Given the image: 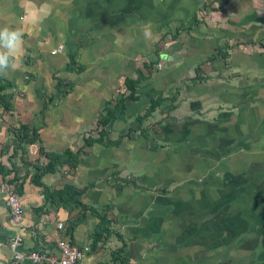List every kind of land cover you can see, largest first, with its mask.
<instances>
[{
  "label": "rangeland",
  "instance_id": "obj_1",
  "mask_svg": "<svg viewBox=\"0 0 264 264\" xmlns=\"http://www.w3.org/2000/svg\"><path fill=\"white\" fill-rule=\"evenodd\" d=\"M150 11L154 15L158 13L157 9ZM176 18H183L186 23L199 20V23L181 29L179 35L172 38L166 31L175 30ZM159 30V34L148 39L150 50L134 56V67L150 75L149 79L139 82V96L150 98L158 92L164 96L142 121V127L164 145L152 150L149 140L140 135V127L133 133L129 131L138 126L135 112H143L148 98H142L136 108L133 104L132 108L121 111L116 120L105 126L111 139L121 137L123 150L112 155L119 166L102 173L95 169L96 175H90L94 178V186L84 190L90 192L89 195L86 192L85 203L90 202L97 209L104 206L105 211L110 207L114 216L124 213L129 218L136 212L141 214L144 209L145 214L164 207H158L156 199L167 204V208H180L174 203L188 200L194 213L187 214L188 209L180 208L181 216L167 214L169 228H184L192 220L213 217L215 220L208 227L215 233H201L197 241L180 244L178 249L181 261H185L183 264H257L264 258V0H202L198 8L165 21ZM216 45L220 49L217 50ZM42 47L49 55L50 42L47 40ZM158 53L164 54L159 58ZM157 57V62L143 66L144 62L149 63ZM134 69L130 74L118 76L115 95L125 92L123 78L134 77ZM74 74L70 73L71 78ZM22 78L28 80L29 76L26 74ZM157 87L160 90H156ZM94 90L92 93H97ZM76 98L75 95L64 99V104H71L74 110L87 107L88 115L96 98L88 101V106ZM61 99L58 93L53 96L57 103ZM100 109L99 114L96 113L98 118ZM2 112L0 108V114ZM98 118L86 127L79 126L73 141L80 140L81 136H98L101 128ZM76 144L72 146L76 148ZM93 144L83 147L81 153L88 152L85 158L94 149ZM94 150L96 158L103 159L101 163L96 161V167H107L102 148L96 146ZM34 163L41 165L43 162L37 159ZM17 171L28 174L30 180L34 173L31 165L17 168ZM50 173L59 176L57 186L47 183ZM73 173L72 166L60 163L43 173L40 180L50 188L60 187L63 183H71L65 177L71 175L73 181ZM112 182H115L114 187ZM96 185L110 186L114 194L111 199H116L117 204L113 201L100 203L96 199L93 202L90 194H94ZM37 191L42 188L37 186ZM131 192L139 193L147 202L136 204L137 208L126 203L131 198L127 194ZM80 196L79 201L83 202L85 199ZM41 198L44 200L43 196ZM141 205L144 208L140 209ZM66 208L72 210L71 216L75 218L87 211L80 208L79 203ZM214 225L223 231L217 232ZM112 229L110 225L111 232ZM114 229L118 230L117 226ZM129 231L133 230L125 232ZM184 235L183 232L179 234L178 241ZM140 237L130 233L127 243L112 237V241H118L117 246L107 243L106 248L109 246V250L114 251L127 244L125 250L135 259L142 257L143 251L157 249L159 244H143ZM167 253L173 250L168 249Z\"/></svg>",
  "mask_w": 264,
  "mask_h": 264
},
{
  "label": "crops",
  "instance_id": "obj_2",
  "mask_svg": "<svg viewBox=\"0 0 264 264\" xmlns=\"http://www.w3.org/2000/svg\"><path fill=\"white\" fill-rule=\"evenodd\" d=\"M200 1L202 0H0V30L7 28L22 33V45L10 56L7 74H0L1 79L8 83L4 92L10 94V108L0 107L3 111L0 114V167L8 171L0 173V183L12 186L8 181L14 176L18 177L16 182L20 185V193L17 194L22 207V226L19 229L23 238L22 248L45 254L57 253L55 239L61 234L85 249L81 264H122L125 261L126 264H181L176 258L181 257L178 248L190 235V231L178 228L177 225L173 227L178 229L169 228L168 224L171 223L165 216H174L175 213L168 211L166 204H162L161 200L156 199L155 204L157 202L158 207H164L149 210L145 214V209L141 214L135 211V215L131 214L129 218H126L124 213L114 216V210L109 207L106 215L112 220L110 225L113 232L111 235H103L102 240H98L95 247L91 248V231L97 217L88 209H84L87 211L82 213L81 217H76L79 220L69 230L68 224L75 219L71 216L72 210L68 211L47 201L46 211H43L45 200L41 198V191H37V186L29 181L28 174H22L17 168L29 167L30 163L37 159L40 162L47 160L44 154L38 153L39 144L45 149L57 151L66 147L73 150L78 148L83 142V137L73 141L72 137L75 136L77 128L86 127L98 118L96 113L99 114L105 100L112 101L114 90L118 87V76L132 73L135 68L134 56L138 53L146 54L150 50L149 37L151 39L152 35L159 34L160 26L165 21L186 15L198 8ZM151 9H157L158 13L152 14ZM47 40L51 44L49 55L44 53L42 47ZM60 44L62 49L50 52ZM73 61L82 63L83 69H68L66 64ZM70 73L79 77L71 78ZM26 74L29 79L23 80L22 77ZM57 80L60 81V87L65 88L62 95L55 88ZM92 90L97 93H92ZM156 90L160 89L157 87ZM55 93L62 98L59 103L53 101ZM72 93L77 96V100L84 101L86 106L88 101L96 98L95 104L88 110V115L85 112L87 107L74 110L71 104H64V99L75 96ZM142 98L146 100L148 97L144 98L143 95L139 96L137 101H131L133 103L127 102L126 109L132 108L133 104V108H136ZM34 127L37 128L35 134L40 141L31 143L29 140L33 137ZM18 136L22 138L20 144ZM71 141L73 144L77 143L76 148L71 145ZM93 145L94 149L100 146L103 154L105 152L107 167H96V161L101 163L103 159L96 158L93 149L88 157L79 161L73 168V181L70 180L71 175L64 178L67 182L71 181L78 186L86 180L94 179L95 169L102 173L103 170L118 168L119 162L112 155L119 149L123 150L122 146L115 147L99 142H94ZM92 173L93 177H90ZM59 180V176L50 173L47 183L57 186ZM106 186L94 187V194H90L94 198L93 202L96 199L100 203L113 201L117 204L116 199H111V196H114L110 191L111 187ZM88 190L81 192V199H85L83 202L86 201L85 195L90 193ZM129 195L131 198L126 199V203L133 204V207L137 208L136 204L147 202L139 193L131 192L127 194ZM139 208L144 207L141 205ZM67 217L71 219L69 222L65 220ZM58 221L64 223L62 228L56 227ZM115 226L118 230L114 229ZM130 228L133 231L125 232ZM15 230L9 221L4 195L0 192V264H33L19 263L14 259V251L8 243ZM182 232L185 235L178 241V235ZM130 233L141 235L143 244L148 242L159 245L148 253L143 251V256L137 259L125 250L128 248L127 244H123L120 252L115 254L109 250V246L106 248L107 243H112V247L117 246L115 244L118 241H112V237L119 240L120 236L124 241L121 243H127ZM193 241H196V236ZM168 249H172L173 253L166 254Z\"/></svg>",
  "mask_w": 264,
  "mask_h": 264
},
{
  "label": "trees",
  "instance_id": "obj_3",
  "mask_svg": "<svg viewBox=\"0 0 264 264\" xmlns=\"http://www.w3.org/2000/svg\"><path fill=\"white\" fill-rule=\"evenodd\" d=\"M183 19V18H182ZM176 18L177 24L175 25V30L173 32H169L168 30L166 32L170 33V37L175 38L179 35V31L181 29H186V28H191L192 25H198L199 20H196L194 22H189L186 23L184 20ZM217 50L220 49L218 45L215 47ZM219 53V52H218ZM164 53H158V57L160 58L161 55ZM158 57L156 60H152L149 63L144 62L143 66H150L151 64L155 63V61H158ZM66 67L68 69H74L75 71H80L83 69L82 63L78 64L76 61L69 62L66 64ZM135 76L130 77V76H124L123 78V85H124V91L122 93H118L113 96L111 102L110 99L105 100V102L102 104L101 109H100V118H98L97 123L101 125V128H99V134L98 136H83V142L82 144L75 150H73L70 147H66L63 150L57 151V150H48L45 149L42 144L38 145V153H42L47 157V160L43 162L41 165L38 163H30V165L33 167V176L31 178V183L35 186L41 187V197H44V203L42 205L43 211H46V202H52L55 205L62 206L63 208H66L68 205L73 204V203H79L80 208L88 209L91 213H93L97 217V221L94 224V228L91 231L92 234V240H91V248H94L98 240L101 239L103 235H108L112 234L110 231V224H111V219L106 215L105 207L101 206V208L97 209L95 206L89 203L81 202L79 201V195L81 192H83L87 187L89 186H94L93 181L90 180L86 184H84L82 187L78 188L76 185L72 183H63L62 186L60 187H54L50 188L47 185L43 184L40 180L42 177L43 173L53 170L57 164L60 163H67L73 168H75L78 164L79 161L85 158V154L87 156L88 152L84 150L83 154L82 149L85 146L92 145L94 142H99V143H104L105 145H111L118 147L122 144L121 137L118 139H111L109 135V130L105 128L106 125H109L111 122L117 119L118 114L126 109V103L131 102V101H137L139 99V94L137 92V86L141 80H147L149 79L150 75H144L139 68L134 69ZM8 87V83L6 81H3L0 76V107L3 109H8L10 108V103H9V98L10 94L4 92V89ZM55 88L60 92L62 95L65 91L61 89L60 87V81L57 80L55 84ZM164 96L158 92L154 96L148 98L147 104L143 110L142 113H139L138 111L135 112L137 115V121H138V126L136 128H131L129 129L130 132H135L137 128H141L140 135L146 137L149 142V148L152 150H157L158 148L162 147L164 144L160 143L159 141H156V139L151 136V134L148 132V130L144 127H142V121L144 118L150 115V113L155 109V107L162 101ZM37 128H32V133L33 137L29 140L31 143L39 142L40 138L35 134ZM20 132V130H18ZM24 134H22V137ZM129 138L133 139L135 136H128ZM17 140L19 141V144L22 142V138L19 136L17 137ZM20 148V147H18ZM17 148V149H18ZM15 149V151L17 150ZM14 151V152H15ZM8 171L4 170L3 167H0V173H7ZM16 180H18V177L14 176L13 179H10L8 182L13 183L15 186L14 189L15 191L19 194L20 193V185L19 183H16ZM118 182V181H116ZM115 182H112L113 184ZM127 182H125L126 184ZM98 186V185H96ZM204 196V195H203ZM177 201V200H176ZM188 200H186V203L182 201H177L174 204L180 208H186L188 209L187 214H193L194 211L193 209L188 205L187 203ZM167 208V204H166ZM180 208H167L168 211L171 210L173 213H177L178 215L181 216V211L179 210ZM68 209V208H66ZM189 209H191L189 211ZM41 210V207L40 209ZM38 210V211H39ZM192 216V215H190ZM178 217V216H177ZM213 217H207L206 220L201 218V220H192L190 221L186 226H184V229H187L190 231V235L186 237L185 243H192V239L196 236V241L198 235L201 233H215V231L210 227L211 224H213L214 220H212ZM78 218H75L73 222L71 221L68 225L69 230L73 227V224L78 221ZM214 227L217 232L219 230L223 229L219 227L218 225L212 226ZM210 229V230H208ZM199 230V231H198ZM208 230V231H206ZM193 231L195 232L193 234ZM113 232V231H112ZM122 239V237L119 236V239ZM120 239V240H121ZM121 248H118L113 251L115 252H120ZM120 257V253L117 254ZM177 260L183 264L184 262L181 261L180 256H176ZM187 261V260H186ZM161 263V262H160ZM41 264H50L43 262ZM122 264H126L125 262H122ZM257 264H264V258H261Z\"/></svg>",
  "mask_w": 264,
  "mask_h": 264
},
{
  "label": "built area",
  "instance_id": "obj_4",
  "mask_svg": "<svg viewBox=\"0 0 264 264\" xmlns=\"http://www.w3.org/2000/svg\"><path fill=\"white\" fill-rule=\"evenodd\" d=\"M60 49H62L61 44L51 49L50 52L54 53ZM0 192L4 195V205L8 212L9 221L16 229L8 244L12 251H14V259L17 262H31L33 264H41L43 262L50 264H81V260L85 255V249L71 242L66 235L60 234L55 239L58 252L54 254H45L37 250H26L22 248L23 238H21L19 233V229L22 226V207L19 195L14 187L7 183H0ZM56 227L58 229L62 228V222L58 221Z\"/></svg>",
  "mask_w": 264,
  "mask_h": 264
},
{
  "label": "clouds",
  "instance_id": "obj_5",
  "mask_svg": "<svg viewBox=\"0 0 264 264\" xmlns=\"http://www.w3.org/2000/svg\"><path fill=\"white\" fill-rule=\"evenodd\" d=\"M147 35V33H146ZM22 45V33L17 30L7 28L0 30V74H7L10 66V56L15 53Z\"/></svg>",
  "mask_w": 264,
  "mask_h": 264
}]
</instances>
